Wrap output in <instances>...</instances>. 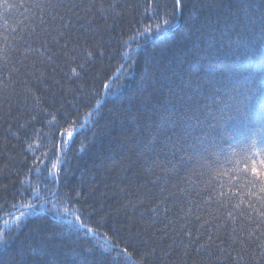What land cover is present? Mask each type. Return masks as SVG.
<instances>
[{"label":"trees","instance_id":"16d2710c","mask_svg":"<svg viewBox=\"0 0 264 264\" xmlns=\"http://www.w3.org/2000/svg\"><path fill=\"white\" fill-rule=\"evenodd\" d=\"M49 2L72 5L83 19L34 7ZM90 2L9 0L18 6L7 13L0 8L7 20L0 19V48L6 37L14 49L6 67L0 59V218L17 210L13 204L35 202V185L45 200L61 201L100 233L143 253L144 264H264L258 247L264 208L241 181L218 175L252 139L264 145V0H199L198 25L190 26L185 9L155 38L138 30L162 22L172 0H103L116 5L103 15L75 8ZM60 16L73 26L56 43ZM85 47L94 52L91 59ZM166 107L178 111L165 113ZM161 115L180 123L162 122ZM185 115L194 118L181 121ZM70 119L77 123L68 141L58 130ZM197 123L181 138L184 124ZM26 178L30 183H22ZM50 208L45 204L19 229L13 223L19 214L0 221V231L14 234L9 249H0V264H71L100 240L83 229L69 233L74 216ZM95 260L107 264L101 255Z\"/></svg>","mask_w":264,"mask_h":264},{"label":"snow or ice","instance_id":"6c2138e0","mask_svg":"<svg viewBox=\"0 0 264 264\" xmlns=\"http://www.w3.org/2000/svg\"><path fill=\"white\" fill-rule=\"evenodd\" d=\"M18 5L9 3V0H0V8L4 10V13L9 12L12 8L17 7ZM19 6H24L23 4ZM34 7H37L41 10L52 8L55 10L56 8H62L66 9L68 11H72L73 15L77 16L78 19H83V17L80 16L79 12H76L73 10L72 5H65L62 3H38L34 5ZM116 5L114 3H110L107 6L103 3V0H101V3L99 7H97L96 0H91L90 4L85 7L82 4H76L75 8H84V10L87 13H92L93 9H96L98 12H100L102 15L109 11V9H115ZM243 7L247 8L248 5H244ZM187 9L188 11V22L190 26H196L200 22V9L201 5L199 3V0H172V3L170 6L164 5L163 6V14L160 16V20L162 22H158L154 25H148L143 29V31L138 30V34L140 36H146L147 34H153V38L156 36L163 34L168 29L174 27V22L178 19V17L183 14L184 10ZM154 12L159 11L158 8L153 9ZM60 20L63 22L65 21L64 16L59 17ZM0 19H4L5 23L7 22L6 17L3 13H0ZM53 19H56L55 16H53ZM41 22L44 23L43 19L41 18ZM91 23V21H89ZM72 21L68 19L66 22H63L61 24V27L58 31V35L53 37V40L56 43H60L61 38H66L72 28ZM47 31V29H45ZM199 30V28H197ZM134 39V37H133ZM139 46V45H137ZM62 48L65 49V55H68V44L65 42L62 45ZM32 49L29 48L28 51H31ZM9 51H14V49L10 48V46L7 44V38L5 37V42L3 44V47L0 48V59L4 60V65L7 66L9 63H11V57L8 55ZM39 51V50H36ZM76 49H72L71 52L74 53ZM85 57L87 59H91L94 55V52L89 50L87 47L84 49ZM100 55H103V52H99ZM50 59V57H49ZM22 63V62H21ZM131 63H135V61H131ZM146 69L148 72V76H146V80L150 79L151 77V68L148 66V61L145 62ZM80 68H83L84 65L80 64ZM121 68H124L125 65L121 64ZM14 71H16L14 69ZM72 73L74 75H79L76 68L72 69ZM12 83V76L11 74L8 77V84L6 86H10ZM105 89L109 88V84H104L103 86ZM248 91H251V89H248ZM39 99L38 97L36 98ZM248 100L250 103L254 101L253 96H249ZM260 103L264 105V98L260 100ZM100 107V101L96 102V108L98 109ZM165 113H168L169 111H172L173 113H176L178 110L174 107L172 109L164 108L163 110ZM93 117V111H89L87 115L84 117L85 123L88 121L89 118ZM194 116H182L181 121H188L192 120ZM53 120H55V116H53ZM160 120L168 121L169 123L173 125H177L180 123L179 121L170 119L167 115H161ZM77 121L75 119L66 120L64 125L60 126V129L58 130V135L61 138H66L68 141H71L75 132L76 128L74 125H76ZM81 127L84 125L81 124ZM161 127H163V124H161ZM195 127H199V124L196 125H188L184 124L181 138L184 136H191L192 131L190 129H194ZM199 138V137H197ZM169 140L172 139V137H168ZM192 147H195L193 144ZM29 148H31V145H29ZM183 159V157H182ZM217 159L219 160V156H217ZM59 158L57 159V164L59 163ZM57 164H53V176H56L58 178V172L57 170ZM227 164L231 165V168L224 166L222 172H218V175H226L228 176L229 181H232L233 183L235 181H241L240 187L241 188H247L248 189V195L255 194L257 201L260 204L261 208H264V145H258V142L256 139H252L250 143L246 144L242 149L239 151L233 152L228 158H227ZM37 172H39V168L36 169ZM22 183H30L28 179L26 178L25 181H22ZM223 183V182H222ZM33 188L32 195L36 196L37 199L35 202L28 200L26 203H22L21 205L17 206L16 204H13V208H17L18 211L20 209H25L24 211H20V214L14 218L13 223L15 224V227L17 229L23 227V221L27 219L30 215H35L38 210H44V206L47 203H51V208L48 209V211L54 212L57 216H74V219L68 220V229L67 231L69 233H80V231L83 229V234L85 236H88L91 234L93 237H95L98 233L100 234V240L97 241V244L95 246H90L82 251H80L77 254V259L73 260L71 264H97L95 257L97 255H101L102 258L107 260V264H144V254L137 251L136 248L130 246L126 241L121 242L118 238H115L114 235H110L108 231H104L100 233V230L97 226L91 224L90 222H86L80 215H77L75 212L70 210V208L63 204L61 201H55L50 202L48 200H45L40 195V190L35 185H30ZM252 190H255V193H253ZM231 191V189H230ZM79 193L76 194L77 197H79ZM168 198L165 197V200ZM235 207L239 208V204L235 205ZM249 207H253V204L250 202ZM167 211V209H165ZM152 211H156V209H153ZM190 211V209H189ZM259 211V209H257ZM9 215H11L9 213ZM227 215L229 217H232L233 213L231 211L227 212ZM260 220L258 224H264V212H260ZM197 219H200L199 216H197ZM248 219H251V216L248 217ZM7 224V221H5ZM203 226V225H202ZM33 231L39 232L40 226L36 225ZM236 229L233 228V232H235ZM190 235V233H189ZM261 235H264V232L261 233ZM251 238V234L249 236ZM14 239V234L12 232L5 233L4 231H0V249L8 250L12 241ZM116 240L115 243H113V240ZM208 241H212L213 237L212 235L208 236ZM219 239V237H217ZM102 241H107V243H104ZM201 248H205L204 244L200 245ZM219 247V246H218ZM258 247L261 249L259 252V256L261 258H264V241H261V243L258 245ZM99 248L100 252L97 253L96 249ZM221 252H224V248H220ZM114 253V255H113ZM104 254H107L106 256ZM110 257L111 259H108ZM238 260H242L243 256L239 255L237 256ZM4 264H15V261H6ZM48 264H51V262H48Z\"/></svg>","mask_w":264,"mask_h":264},{"label":"water","instance_id":"95a60500","mask_svg":"<svg viewBox=\"0 0 264 264\" xmlns=\"http://www.w3.org/2000/svg\"><path fill=\"white\" fill-rule=\"evenodd\" d=\"M20 211H22V210H20ZM20 211H16V212H14V213H12L11 215H15V214H17V213H19ZM10 215H7V216H5V217H3V218H7V217H9ZM2 218V219H3Z\"/></svg>","mask_w":264,"mask_h":264},{"label":"bare ground","instance_id":"6f19581e","mask_svg":"<svg viewBox=\"0 0 264 264\" xmlns=\"http://www.w3.org/2000/svg\"><path fill=\"white\" fill-rule=\"evenodd\" d=\"M2 218H3V217H2ZM2 218H0V221L4 219V218H3V219H2Z\"/></svg>","mask_w":264,"mask_h":264}]
</instances>
